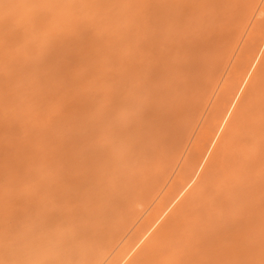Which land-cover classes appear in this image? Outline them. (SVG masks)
Instances as JSON below:
<instances>
[{
  "label": "rangeland",
  "instance_id": "rangeland-1",
  "mask_svg": "<svg viewBox=\"0 0 264 264\" xmlns=\"http://www.w3.org/2000/svg\"><path fill=\"white\" fill-rule=\"evenodd\" d=\"M97 259L264 264V0H0V264Z\"/></svg>",
  "mask_w": 264,
  "mask_h": 264
},
{
  "label": "bare ground",
  "instance_id": "bare-ground-1",
  "mask_svg": "<svg viewBox=\"0 0 264 264\" xmlns=\"http://www.w3.org/2000/svg\"><path fill=\"white\" fill-rule=\"evenodd\" d=\"M100 257H101V256H100ZM100 257H99V259H100ZM101 260H102V258H101ZM98 261H99V260L97 259V260L95 261L94 264H96ZM98 264H99V262H98ZM112 264H113V263H112Z\"/></svg>",
  "mask_w": 264,
  "mask_h": 264
}]
</instances>
